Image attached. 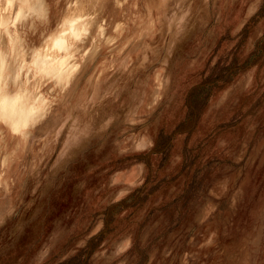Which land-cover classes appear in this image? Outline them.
Listing matches in <instances>:
<instances>
[{"label": "rangeland", "instance_id": "rangeland-1", "mask_svg": "<svg viewBox=\"0 0 264 264\" xmlns=\"http://www.w3.org/2000/svg\"><path fill=\"white\" fill-rule=\"evenodd\" d=\"M2 60L0 264H264V0H0Z\"/></svg>", "mask_w": 264, "mask_h": 264}, {"label": "bare ground", "instance_id": "bare-ground-1", "mask_svg": "<svg viewBox=\"0 0 264 264\" xmlns=\"http://www.w3.org/2000/svg\"><path fill=\"white\" fill-rule=\"evenodd\" d=\"M78 22L79 20L75 18L66 20L63 24L65 29L62 31L61 35L55 37L51 46H48V50L44 52L42 51L43 53L40 52L35 59L34 65L37 71L56 76V80L59 82H63L65 80L66 77H64L61 70L59 71L58 68L53 67L54 57L49 54L50 52L48 51L53 48H57L59 50L65 49L68 45V38L70 36H78L81 32L80 24H78ZM4 66V61H0V69H3ZM36 114L37 111L35 107L28 104V101L21 95H9L2 92L0 88V120L5 122L14 131L20 132L24 128L28 127L29 124L35 120ZM28 135L29 134H27V136Z\"/></svg>", "mask_w": 264, "mask_h": 264}]
</instances>
